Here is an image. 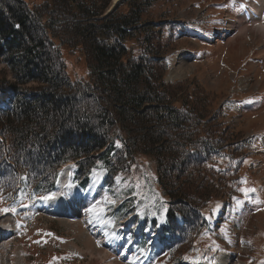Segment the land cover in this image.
I'll return each instance as SVG.
<instances>
[{"label": "trees", "instance_id": "obj_1", "mask_svg": "<svg viewBox=\"0 0 264 264\" xmlns=\"http://www.w3.org/2000/svg\"><path fill=\"white\" fill-rule=\"evenodd\" d=\"M110 1L0 0V195L14 206L40 200L68 162L81 187L100 169L110 183L149 155L164 207L159 264L211 260L226 247L241 189L255 186L242 154L249 141L224 117L203 116L209 99L194 81H165L177 22L152 21L153 0L106 12ZM66 55L84 70H70Z\"/></svg>", "mask_w": 264, "mask_h": 264}, {"label": "rangeland", "instance_id": "obj_2", "mask_svg": "<svg viewBox=\"0 0 264 264\" xmlns=\"http://www.w3.org/2000/svg\"><path fill=\"white\" fill-rule=\"evenodd\" d=\"M119 1L111 0L106 12ZM246 1L257 7L255 21L239 0H153L147 5L152 21L179 26L176 40L166 44L165 81H194L198 99H209L203 116H210L211 123L224 117L231 135L249 141L242 154L244 168L254 178L255 186L249 188L256 191L242 197L248 203L237 209L238 228L234 221L227 226L237 240L228 239L213 260L186 264H264V0ZM66 56L70 70H84L72 55ZM179 65L191 67L176 70ZM5 68L0 56V70ZM144 161L130 176L110 183L104 170L94 172L86 189L74 184L76 169L66 164L61 191L47 200L10 207L0 195V264H159L166 257L156 236L164 207L152 177L156 162L149 155ZM76 196L84 200L72 204ZM94 205L96 212L89 211ZM67 206L73 212L62 214ZM123 214L127 216L120 220Z\"/></svg>", "mask_w": 264, "mask_h": 264}, {"label": "bare ground", "instance_id": "obj_3", "mask_svg": "<svg viewBox=\"0 0 264 264\" xmlns=\"http://www.w3.org/2000/svg\"><path fill=\"white\" fill-rule=\"evenodd\" d=\"M116 1V0H115ZM255 5V4H254ZM254 5H252L251 7L252 8H254V10L251 12V14H252V17H255V15L257 14L258 15V12H257V7H255ZM249 10H250V8H249ZM251 11V10H250ZM256 15V16H257ZM231 27V26H230ZM259 27L261 28V26L259 25ZM173 63H176V58L174 59V61H173ZM191 67V66H190ZM188 65H179L178 66V68H176V70H185V69H189L190 68ZM64 167V166H63ZM61 177V176H60ZM59 180H60V178H59ZM58 186H59V181H58ZM57 191H61V189L59 188ZM52 199H56L57 200V198H52ZM84 199H82V196H76V199L73 201V203L72 204H78L79 202L81 203L82 201H83ZM55 201V200H54ZM54 208V207H53ZM70 207H64L63 209H65V210H63L61 213L62 214H68V213H72L73 211L71 210V209H69ZM221 255V257H224V256H222V255H224V254H220ZM227 255H225V257H226Z\"/></svg>", "mask_w": 264, "mask_h": 264}, {"label": "snow or ice", "instance_id": "obj_4", "mask_svg": "<svg viewBox=\"0 0 264 264\" xmlns=\"http://www.w3.org/2000/svg\"><path fill=\"white\" fill-rule=\"evenodd\" d=\"M117 145L119 146V143L117 142ZM242 192L245 193V195H248L249 193L255 192L256 190L254 188H243L241 189ZM51 197H40L42 200H47ZM5 211H8V209H5ZM12 211H15V209H12ZM91 212H96V206L94 205L91 209H89Z\"/></svg>", "mask_w": 264, "mask_h": 264}]
</instances>
